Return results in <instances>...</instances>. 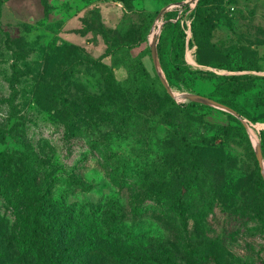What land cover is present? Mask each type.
<instances>
[{
	"label": "rangeland",
	"instance_id": "374dc122",
	"mask_svg": "<svg viewBox=\"0 0 264 264\" xmlns=\"http://www.w3.org/2000/svg\"><path fill=\"white\" fill-rule=\"evenodd\" d=\"M197 1L0 0V264H264V0L206 4L232 70L196 62ZM146 47L180 110L121 88Z\"/></svg>",
	"mask_w": 264,
	"mask_h": 264
},
{
	"label": "trees",
	"instance_id": "16d2710c",
	"mask_svg": "<svg viewBox=\"0 0 264 264\" xmlns=\"http://www.w3.org/2000/svg\"><path fill=\"white\" fill-rule=\"evenodd\" d=\"M209 0H198L196 8L194 10V19L192 21L193 27V39L196 44L195 49V60L198 64L204 66H210L213 68H225L228 70H232L231 61L236 53L241 51V47L236 45L228 46L227 48H216L212 44H209L207 40L203 38V34L206 36V30L209 27L210 19L208 13L210 8L206 7V4ZM166 5V2H163ZM145 23L142 28L141 36L142 41L146 40V35L152 25L155 16L159 12V9H145ZM144 52H140L134 56L126 55L122 58V65L125 69V77L120 82V86L122 89L129 91L133 96H138L139 93L143 90H157L158 95H161L162 98L166 99V114H171L174 110L181 109L178 106L174 99L170 97V95L166 92L158 74L153 70V72L149 71L144 63L142 57L146 54H149V48L146 47L143 50ZM163 70H165L164 66L161 64ZM248 66H245V68ZM255 67V66H254ZM242 68V67H241ZM257 69V67H255ZM14 69H17L14 66ZM234 75H215L216 81L220 78H231ZM206 80V79H202ZM208 81V80H206ZM217 83V82H216ZM212 84L211 91L217 89V84ZM194 85L197 87V91L201 92L198 88V78L195 79ZM203 92V91H202ZM194 103H190L187 105H193ZM225 105L230 106V104L225 102ZM232 107V106H231ZM232 126H218L219 135H226L229 129ZM261 139L264 144V129L261 131ZM21 185L17 183V188L14 189L15 194H11L8 192L7 178L5 172L0 168V196L6 202L7 206L11 208L12 212L16 215L17 220H21L23 218V214L20 211V206L18 203V198H20V194H23V189L20 187ZM181 189H177L175 192V197L178 203V206L183 209L185 204L181 198ZM46 192L41 193V198L45 201ZM21 199V198H20ZM46 207L51 208V203H49Z\"/></svg>",
	"mask_w": 264,
	"mask_h": 264
},
{
	"label": "crops",
	"instance_id": "0c3cea01",
	"mask_svg": "<svg viewBox=\"0 0 264 264\" xmlns=\"http://www.w3.org/2000/svg\"><path fill=\"white\" fill-rule=\"evenodd\" d=\"M158 1V0H157ZM160 2V1H159ZM144 5V4H143ZM165 9H166V5L163 4V2L161 1L160 2V6H159V10H164L163 12H165Z\"/></svg>",
	"mask_w": 264,
	"mask_h": 264
},
{
	"label": "bare ground",
	"instance_id": "6f19581e",
	"mask_svg": "<svg viewBox=\"0 0 264 264\" xmlns=\"http://www.w3.org/2000/svg\"><path fill=\"white\" fill-rule=\"evenodd\" d=\"M154 30H155V29H154ZM158 31H159V25H158V27L156 28L155 32L153 31V32L151 33V36H153L154 34H157ZM191 62L195 63L194 59H191Z\"/></svg>",
	"mask_w": 264,
	"mask_h": 264
},
{
	"label": "water",
	"instance_id": "95a60500",
	"mask_svg": "<svg viewBox=\"0 0 264 264\" xmlns=\"http://www.w3.org/2000/svg\"><path fill=\"white\" fill-rule=\"evenodd\" d=\"M163 11H164V10H161L160 13L163 12ZM162 82H163L164 86L167 87V85H166V83H165V81H164L163 79H162ZM167 89H168V88H167ZM168 91H169V90H168Z\"/></svg>",
	"mask_w": 264,
	"mask_h": 264
}]
</instances>
